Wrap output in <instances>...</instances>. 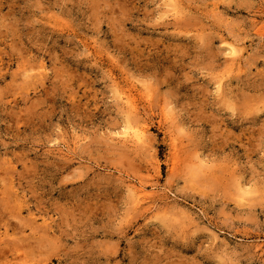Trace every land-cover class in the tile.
Wrapping results in <instances>:
<instances>
[{"label":"rangeland","instance_id":"1","mask_svg":"<svg viewBox=\"0 0 264 264\" xmlns=\"http://www.w3.org/2000/svg\"><path fill=\"white\" fill-rule=\"evenodd\" d=\"M0 264H264V0H0Z\"/></svg>","mask_w":264,"mask_h":264},{"label":"bare ground","instance_id":"2","mask_svg":"<svg viewBox=\"0 0 264 264\" xmlns=\"http://www.w3.org/2000/svg\"><path fill=\"white\" fill-rule=\"evenodd\" d=\"M236 54H237V52L235 50H230V55L235 57ZM135 126H137V125H135ZM145 129H146V127H145ZM145 129L142 127H138V126H137V128L132 129V131H130L131 134L129 137V142H131V144H134L137 146L145 144L146 143L145 138L147 139V137H146L147 131ZM125 140L127 141L126 138H125ZM131 189L135 193L138 202L145 201V200L151 198L150 196H148V194H147L148 192L146 193V189H144L143 185H141V184H139V186H133L132 185Z\"/></svg>","mask_w":264,"mask_h":264}]
</instances>
